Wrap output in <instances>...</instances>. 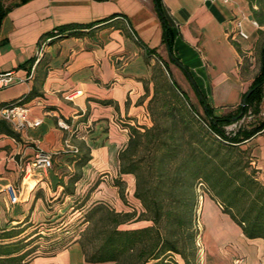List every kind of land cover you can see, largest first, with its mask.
Returning a JSON list of instances; mask_svg holds the SVG:
<instances>
[{
	"label": "crops",
	"instance_id": "1",
	"mask_svg": "<svg viewBox=\"0 0 264 264\" xmlns=\"http://www.w3.org/2000/svg\"><path fill=\"white\" fill-rule=\"evenodd\" d=\"M161 1L174 32L175 63L161 42V24L152 0H28L5 15L0 26V74L12 73L15 82L0 89V105L34 89L24 104L29 109V119L42 121L39 127L15 133L16 138L0 131V215L11 210L7 215L9 227L24 221L33 205L32 216L39 213L43 198L35 192L49 191L70 170H81L89 177L103 172L106 180L101 178L100 186L107 179L118 180L127 186L134 200V177L119 173L118 153L128 141V127L146 124L148 120L146 106L153 91L151 67L156 59L147 57L142 45L155 49L168 67L174 66L177 84L190 98L197 100L198 91L219 111L241 103L250 79L241 76V57L229 39L244 52L245 40L237 36L238 30L248 39L255 34L247 3ZM112 15L115 18L92 36L64 38L50 44L39 42L42 34L59 25L87 24ZM30 59H35L31 67L18 68ZM262 110L264 99L260 113ZM58 122L68 128L62 129ZM86 129L93 130L91 137L83 136ZM65 143L84 145L90 152L87 157L81 153L71 155L70 150H63ZM243 147L250 148L258 179L264 185V128ZM36 149L69 154L55 160L54 170L36 169L23 181L21 167L32 162ZM81 160L84 164H77ZM15 184L20 205L11 207L6 188ZM206 200L209 198L202 200L203 206ZM212 202L215 212L208 219L210 239L204 246L210 249L211 264H232L235 258H242L243 264H264V241L245 238L241 229ZM119 209L125 212L121 204ZM76 246L77 243L72 244L55 256L28 264H93L85 261ZM202 261L205 264L203 258Z\"/></svg>",
	"mask_w": 264,
	"mask_h": 264
},
{
	"label": "trees",
	"instance_id": "2",
	"mask_svg": "<svg viewBox=\"0 0 264 264\" xmlns=\"http://www.w3.org/2000/svg\"><path fill=\"white\" fill-rule=\"evenodd\" d=\"M27 1L10 0L6 3L5 0H0V26L10 10ZM244 1L248 5L251 20L256 24V34L260 41L257 70L250 78L246 92L248 90L251 92L246 98L245 105L240 103L223 115L198 91L197 103L201 113L196 111L184 92L173 82L167 63L160 59L155 49H148L137 41L144 48L147 57L156 59V63L151 68L153 91L147 103L152 125L128 127V141L118 153L119 173L132 175L135 178L133 197L139 200L145 211L151 215L150 221L159 224L162 218L166 219L170 226L174 227L175 234L171 235V240L164 241L160 240V234L153 226L129 231L114 229L107 236L97 255L90 258L84 255L87 263H116L121 256L131 257L137 244H142L146 237L150 238L151 244L148 251L136 249L138 261L145 259L144 264L148 262L162 264L163 257L168 253L178 254L186 261L183 251L177 247L180 240H172V238L179 236L184 228L191 230V226L192 232L187 236L189 245L194 244L199 238L200 232L195 223L200 211L197 196L192 198L190 206L184 201V197L188 193L193 194L195 187L203 184L207 186L211 199L218 204L222 213L228 215L241 229L245 238L264 241V185L258 179V170L252 165L254 158L250 149L243 147L264 128V118L259 116L260 105L264 99V0ZM152 2L161 24V42L172 59L174 32L171 20L161 0H152ZM114 18L115 16L112 15L87 24L59 25L42 34L39 42L48 41L50 44L64 38L92 36L104 27L106 22ZM129 30L131 31L130 28ZM229 40L241 57L240 74L243 78H247L249 75L247 55L237 42ZM34 61L35 59H30L18 68L31 67ZM171 61L178 62L175 58ZM157 68L168 78L166 93L171 94L176 103L162 97L164 93L161 92L155 79ZM34 92V89H31L27 95L2 105L24 104ZM248 113L249 118L253 120L251 124L238 126L228 132L225 130L227 126L245 119ZM0 131H5L13 138L17 137L5 127L3 122H0ZM77 164L83 165L84 161L81 160ZM176 192H179L178 195H175ZM166 198L171 204L168 209H164L163 206ZM93 210H104L112 218L120 215L129 217L127 213H115L102 204L94 206L91 211ZM17 235L10 234L0 237V240L12 239ZM6 240L0 242V264H28L30 259H26L27 253L19 243L20 239L12 242Z\"/></svg>",
	"mask_w": 264,
	"mask_h": 264
},
{
	"label": "rangeland",
	"instance_id": "3",
	"mask_svg": "<svg viewBox=\"0 0 264 264\" xmlns=\"http://www.w3.org/2000/svg\"><path fill=\"white\" fill-rule=\"evenodd\" d=\"M8 1L10 0H5L6 3ZM242 44L245 48L244 51L248 53L246 61L249 65L248 79H250L257 70V54L260 41L257 38L256 30L255 34L250 36L249 39L242 42ZM159 66L161 68V65ZM168 68L173 82L178 87V89L182 91L176 81L175 72L173 71L174 66L170 64ZM155 79L159 84L161 92L164 93L162 97L165 100H171L173 103H176V100L170 96L171 94L166 93L168 78L165 76V73H163V71L160 72L159 68L155 70ZM184 94L193 108L201 113V109L197 103V100L195 98H190L187 93ZM230 110V108L223 109L220 111V114L223 115ZM262 111L264 112V110ZM249 116V113L246 114L245 119L227 126L225 130L228 132L230 130L236 129L238 126H248L253 122V120L249 118ZM147 119L148 120L146 123V127H150L152 125V118L150 115H147ZM13 132L19 133L15 131ZM92 133L93 130L86 129L85 132H83V136L91 137ZM74 136L75 134L73 135V137ZM65 145L66 148H63V150H70V152L72 153L71 155H78L79 153H81V155H83L82 157H87L88 153L90 152V148L84 145L80 146L79 144V146H71L68 143H65ZM72 147L77 150L76 153L72 151ZM80 149H82V151H80ZM63 150L46 152L51 153L52 157V167L49 170L52 171L57 167V162L55 161L56 159L60 158V156L69 154H65ZM37 151L38 150L36 149V152ZM252 165L255 167V164ZM25 166L21 167V178L23 179V181L28 180L31 173L33 172L31 171L26 174L24 172ZM62 171L59 172L60 175ZM68 172L69 173L65 174L63 171L64 174L61 175V179L59 180L60 183L56 184L53 187H50L49 191L38 190L37 192H35L37 197L43 198V203L41 206H39V213H37L35 216H32V213L35 212V210L33 209L35 206L33 205L24 221H22L21 223L12 224L13 226L9 227L7 215L11 210L7 213L4 209L5 213H2V215H0V237L2 238L10 234H18L12 239L6 240V238L1 240L12 242L20 239L19 243L23 245V249L25 248V253H27L26 259H30V262L39 258L55 256V254H57L58 252L68 248L75 243H77L76 247L79 249L80 253H84L83 256L85 255L86 258H90L94 255H97V253L103 247L107 236L110 235V233L114 229L129 231L153 226L160 234V240L164 241L171 240V235L175 234V230H173L174 227L170 226L166 219L162 218L159 224L150 221L151 215H149L145 211L143 205L139 200L135 198L134 200L131 199L132 197L130 196L129 191H127V186L123 183L121 184L115 179H107V183L103 186H100V182L102 180L101 178L106 180V174L103 172L96 174L94 177H89L87 173H83L81 170L77 169L73 170L72 172L71 170ZM58 185H60L61 187H58ZM113 186H115V189H113ZM12 187L18 195L19 189L17 187V184L13 185ZM178 193L179 192H176L175 195H178ZM196 196L201 207V213L199 211V215L196 216L195 219V223L197 228L199 229L200 236L199 238H197L194 244L189 245L187 236L192 232V226L191 230H188V228H184L180 232V235L172 238V240H180V243L177 247L179 250L183 251L186 261L181 259L178 254L168 253L163 257L162 264H203L202 258L204 259L205 264H211L212 257L209 251L210 249H205L204 246L207 247L206 242L210 239V234L208 232V219L210 217V214L215 212V206L214 204H212L213 202L210 192L208 191L205 184L196 186L193 194H186L184 197V201L187 203V205L190 206L192 198ZM204 198H209V200H206L203 206V203L201 204V202ZM19 201L20 199L18 198V201L15 204H11L9 200V206L14 207L13 205H15L17 207V205H20ZM100 204L107 206L115 213H127L129 214V217L120 215L119 217L112 218L111 216L107 215V212H105L104 210L91 211L94 206ZM120 204L123 206L125 212L119 209ZM163 206L164 209H168L171 207V204L167 198L165 199ZM119 222L122 223L118 224ZM12 229L15 230L10 231ZM172 230L173 232H171ZM1 240L0 242H2ZM202 242H204V249L202 247ZM197 243H199L200 245L199 248L197 247ZM150 244V238L146 237V239H143L142 244H137L138 246L136 247V249L148 251ZM136 249H134L131 257L129 255H124L121 256L116 263L100 264H144L143 261L145 259L140 261L136 259ZM196 249H198V251ZM202 249L204 251L203 254L200 251ZM35 264H41V262L36 261ZM147 264L151 263L148 262Z\"/></svg>",
	"mask_w": 264,
	"mask_h": 264
},
{
	"label": "built area",
	"instance_id": "4",
	"mask_svg": "<svg viewBox=\"0 0 264 264\" xmlns=\"http://www.w3.org/2000/svg\"><path fill=\"white\" fill-rule=\"evenodd\" d=\"M256 26V24L253 22ZM239 26V24H238ZM237 36L240 39L247 40L248 36L244 34L241 30H238ZM21 82V80H18ZM12 82H15L12 79V73H3L0 74V89L8 86ZM29 109L25 104L13 103L8 105H0V121L7 123L11 129L15 132H21L27 129H33L39 127L42 123L40 119H29L28 118ZM260 116L264 117V112L260 113ZM59 127L62 129H67L68 127L63 122H58ZM34 158L31 163L25 166L24 172L34 171L36 169L49 170L52 167V157L51 153H46L41 149H37ZM74 153L77 152L75 148L72 147ZM9 200L11 204H15L18 201V195L12 186L6 188ZM201 199V198H200ZM199 243L197 247L199 248ZM202 252V250H200ZM232 264H243L242 258H235L232 261Z\"/></svg>",
	"mask_w": 264,
	"mask_h": 264
},
{
	"label": "water",
	"instance_id": "5",
	"mask_svg": "<svg viewBox=\"0 0 264 264\" xmlns=\"http://www.w3.org/2000/svg\"><path fill=\"white\" fill-rule=\"evenodd\" d=\"M250 90H248L247 92H246V94H245V96L242 98V100H241V104L242 105H245V102H246V98H247V96L250 94Z\"/></svg>",
	"mask_w": 264,
	"mask_h": 264
}]
</instances>
